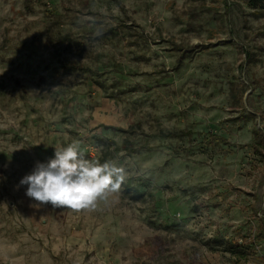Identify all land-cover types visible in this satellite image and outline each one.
<instances>
[{"label": "rangeland", "instance_id": "obj_1", "mask_svg": "<svg viewBox=\"0 0 264 264\" xmlns=\"http://www.w3.org/2000/svg\"><path fill=\"white\" fill-rule=\"evenodd\" d=\"M28 1L0 0V264H264V154L208 136L264 129V11ZM129 126L156 136L108 128ZM73 140L125 166L123 191L94 211L32 207L20 180Z\"/></svg>", "mask_w": 264, "mask_h": 264}, {"label": "clouds", "instance_id": "obj_2", "mask_svg": "<svg viewBox=\"0 0 264 264\" xmlns=\"http://www.w3.org/2000/svg\"><path fill=\"white\" fill-rule=\"evenodd\" d=\"M127 169L116 161L86 157L79 140L66 147H55L54 157L37 161L31 173L19 182L26 185L25 195L39 209L43 205L80 212L94 211L101 201L123 191Z\"/></svg>", "mask_w": 264, "mask_h": 264}, {"label": "trees", "instance_id": "obj_3", "mask_svg": "<svg viewBox=\"0 0 264 264\" xmlns=\"http://www.w3.org/2000/svg\"><path fill=\"white\" fill-rule=\"evenodd\" d=\"M32 0H29L26 4V8L30 10L31 5L30 2ZM38 4H42L44 0H36ZM244 3L246 4L247 7L254 9V10H262L264 11V0H244ZM68 41V43L70 44V39H66ZM245 56H247V53H245ZM184 57V54L180 55V60ZM180 64V63H179ZM63 72L65 74H72L75 73L77 71H81L84 70V68L76 63H69L65 66H63ZM107 128V127H106ZM108 128H112L115 131L118 132H122V133H126L128 135H138L141 137H150V136H156L153 134H149V133H145L142 129L135 127V126H129L128 128H119V127H108ZM193 133L188 130V131H182V132H161L158 134V136L160 137H167V138H174V137H182V136H191ZM210 137L211 140H216L217 142H220L222 144H225L227 146H234L235 148L239 149V148H245V147H249L253 152H255L257 155H263L264 154V129L262 130H255L253 131V140L250 143L247 144H238V145H232L229 143V141L223 137H220L218 135H214V134H209L208 135ZM111 142V141H108ZM124 146V150H126V152H138L142 147H134V145L129 142L126 141L123 143ZM205 150V149H204ZM109 156L107 158V155L104 156L103 158L98 159V161L100 162L101 159H105V161L109 160ZM136 192V190H133L132 193Z\"/></svg>", "mask_w": 264, "mask_h": 264}]
</instances>
